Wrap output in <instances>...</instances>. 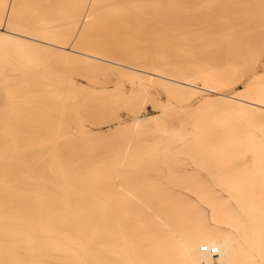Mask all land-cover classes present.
Segmentation results:
<instances>
[{"label": "bare ground", "instance_id": "6f19581e", "mask_svg": "<svg viewBox=\"0 0 264 264\" xmlns=\"http://www.w3.org/2000/svg\"><path fill=\"white\" fill-rule=\"evenodd\" d=\"M22 1L23 0H0V28L2 27L0 29L2 30L0 31V54H5L2 55V57L10 55L14 51V49L19 48V46L25 47L30 50L32 49L33 52H35L38 51V49L40 51L42 49L49 50L48 47L42 43L45 40L46 43L47 39H49L50 42H53L52 39L53 40L60 39V41L63 39L64 42L66 41V38H68L69 40L70 36L68 37L67 35L64 38L66 32H64V34L63 32H61L62 30L64 31V29L61 28L64 25V23H61L62 25L60 26V29H62L60 31L62 33L61 37L63 35L62 39L59 37L60 32L58 33V31H56L55 28L56 26H58V24L55 25L54 23L55 22L60 23L64 20L69 21L68 19L72 18L74 14L77 15V11L80 8L86 10L85 3L86 1L88 2L89 0H76V1L71 0L70 2L65 0L64 1L37 0L39 2L38 4L39 6L36 4L38 3L37 1L34 3L31 2L32 6L36 5L38 9L40 7L39 11H41V13H39L40 14L39 17L38 16L36 17L37 10H35L36 8H34V6L33 7L30 6V4L25 5L27 6V7L24 6L25 9L28 8V5L31 7V11L32 9H34V12L31 13L35 14L34 16L35 18L32 17L33 16L32 14L30 17H32L34 20L37 19L36 23L40 25V27H43L42 29L39 26H37V24L33 19L31 20L30 18V20L28 19L29 21L26 20L25 17L27 18V15L23 17L25 15L23 14L24 10H21L19 4L24 5V2L26 0H24L23 2ZM125 1L127 0H124L123 2ZM133 1L131 3L132 4L134 3L133 4L134 7L136 6L135 4L138 3L136 7L137 9H139L140 6L142 7L148 6L145 4L148 0H140L139 2L138 0L136 1L133 0ZM162 1L164 0H160L161 3H163ZM170 1L171 0H165L164 3L165 4L166 2L167 4L171 3L172 5L171 4L170 5L172 7L179 0L177 2L176 1L173 2L174 0L171 2ZM189 1L190 0H186L185 3L186 2L188 3ZM192 1L193 0H191L190 2L193 7L194 1L193 3ZM197 1L195 0V2L197 3H199L200 1L203 3L204 0L203 1L197 0ZM104 2L106 5L104 4ZM109 2L112 4L111 1ZM118 2H116L115 8L113 5L114 10L117 13L119 12L126 13L125 11L127 10L126 7H130L131 4L129 3L130 1L128 2V6L127 5L125 6L122 0L120 1L122 3L119 2L120 5H118ZM102 3L104 4L103 6L106 9L109 7V10L110 12H112V14L115 13V11L112 10L113 8L110 6L111 4L109 3L110 5H107L106 0H91L90 5L89 6L86 5L88 6L87 10L89 14L87 15V17L88 16L91 17V14L94 15V17L98 13L101 15L100 12H102L101 10L103 9ZM150 3H149L150 7H148L147 9L149 8L151 9V12L150 9L148 10L151 14L148 12L143 13V15L145 14L149 20L148 21L145 17L146 23L149 24V26L150 25L153 26V23L155 24V22H158L159 24L156 23V26L155 25L153 27L150 26L152 28L151 30L148 27V25L145 23V21L142 20V18L144 19L145 15L142 16L140 14V18L142 17L141 18V21H143L142 24L145 23L144 27L146 26L145 28L147 29L149 28L148 34L153 35L152 36L153 38H149L148 36V40L152 39L156 41L157 46L160 43L165 46L163 47V45L160 44L162 46V50L160 45L158 46V48L159 47L160 48L159 49L157 48L160 52L159 56L161 57V55H163L162 52H164L167 49L166 48L167 45H168L167 46L168 49L170 50L169 46H171L172 43L167 44V42L169 41L168 36H170L171 32L175 33L176 32L175 30H177V28H175V25L177 27L179 22H182V20L178 21L176 19V17L180 19L179 15L175 16V14H179L178 11L180 10L177 9L178 10L177 13H175L174 11V13L171 14V15L174 14L173 16H169L168 14H165L167 12L165 11V13L163 12L161 14V15L165 14V16L162 17L159 16L160 15L159 13H161L165 8L168 9L170 6L165 7L163 10L161 8H156L158 10L159 9L161 10V11L159 10L158 12V10H156L153 5H150ZM187 3L186 6L189 5V3L188 5ZM197 3H195V5L199 9L201 7V11L202 8L204 7L203 8L204 10L202 12L204 13L205 16H207V17L204 16L205 20L206 18L207 20H209V18L211 19V16L209 15L212 16L214 15L213 17L216 19L222 15H225L224 16L225 18L223 17L224 19L227 20L229 18L231 20L230 21L228 19L229 23L224 21V24L228 23L231 25L229 26L231 27L230 33L229 32L228 33L229 35L232 34V36H236L237 38L236 40L239 41L237 42L240 44V47L242 46L243 48H247V47L253 48L254 45V51H253L254 54H258L262 49H264V0H205L204 3H206V5H204V3L203 4L202 3L197 4ZM72 5L73 7H71ZM161 5L163 6V4ZM195 5L194 7H196ZM151 6L153 7V9ZM180 6L179 9H181V7L183 8V6L181 7ZM19 8L21 11L19 10ZM77 8L78 10L76 11ZM186 8L185 10L183 9V11L186 12ZM171 10L170 13L173 12ZM127 11L129 12L130 10L128 9ZM138 11L139 12L142 11V8H140V10ZM152 11H154V13H152ZM205 11H208V13L207 12L205 13ZM105 12L107 14H111L107 10H105ZM130 12L128 14H130ZM20 13L23 15H21ZM154 14H156V16ZM197 14L199 15V12L198 13L196 12V15L195 14L194 15L197 16ZM219 14H220L219 17L215 16ZM19 15H21L22 17ZM102 15L100 17H102V21H103L104 19ZM132 15H137V14L133 13ZM99 16L95 18L99 19ZM180 16L182 19L185 15L180 14ZM186 16L190 17V15L188 14ZM186 16H185V20H188V22L185 21L186 23L189 22L191 23L194 20V18L192 20H190V18L187 19ZM75 17H73V19L77 18ZM168 17L169 19L173 17L172 20H174L175 18V21L173 22L175 25L170 22L171 20L168 21L169 20L167 19ZM197 17H196V21H197ZM213 17H212L213 22H216ZM157 18L160 21H154V20H158ZM165 18L167 20H165ZM90 19L92 20V18ZM97 20L96 22H98ZM150 20L152 21V23ZM176 20L178 22H176ZM203 20L204 19H202L201 21ZM133 21L134 20H132V22ZM136 21L138 23L137 27L134 26L137 25ZM162 21H165V23L164 22L162 23ZM25 22L28 23L30 22V26L32 27L29 26L30 27L29 28ZM92 22H90L91 25H93ZM160 22L163 25L164 24L166 25L164 26L160 25ZM205 22L203 21L202 23H204L205 25ZM213 22L211 21L208 23L209 24L211 23V26H214L213 28H215L216 24L212 25ZM118 23L120 24L121 22ZM129 23L131 24L130 26H132L133 24V27H136L134 28L135 30L138 28L136 31H138L140 28H141L140 30H142L143 28V26H139L140 21H138V19H136L135 22L133 23L131 22ZM53 24L55 25V27ZM66 24H70V23H66ZM97 24L99 28L100 25L99 23ZM169 24L172 25L173 27L172 29H174V31L169 30L171 28V26H167ZM183 24L181 23L180 25H183L186 28L187 26H185L184 21ZM189 24H186L189 27V29L187 27L188 30H190V27L192 26V25L190 26ZM194 24L196 25L195 22L193 23V25ZM103 25L104 24H102V26ZM157 25L162 26L161 29L160 28L158 29L159 26L157 27ZM219 25L222 24L219 23ZM36 26L39 27V29H37ZM211 26L209 25L208 29H211L212 28ZM33 27H35L37 31L34 29V32H32ZM164 27L166 28L168 27L169 29L167 28L166 30V28L164 29ZM198 27L200 26H197V28L195 26L196 29H198ZM205 27L207 28V26ZM226 27L225 29H227ZM237 27H240L242 30L239 28L238 30ZM84 28H86V24ZM183 28L180 29L183 31ZM195 28L191 29V33L193 30L196 31ZM219 28L217 29L219 30ZM232 28L238 30V32L234 29L233 31ZM75 29H77V27ZM134 29L133 31H135ZM217 29L215 30L213 29V30L216 31ZM157 30L158 31L160 30L161 33L160 31L158 33ZM162 30H164L166 33H170L169 35H165L168 39L163 36L165 32L163 31L162 33ZM213 30H211V32ZM231 30L234 33L233 32L231 33ZM143 31H147V30L143 29ZM188 32L190 31H187V33ZM208 32L210 33V31ZM68 33L71 35L70 31H68ZM137 33L138 32H136V34ZM156 33L161 34L158 36L163 37L160 38L161 41L164 40L163 42H165V39H167L168 41L166 40V43H162L159 41L158 43L157 42L158 40H155L157 38V35L154 34ZM181 33L179 34L181 35ZM194 33L192 34L194 38L198 37L197 34L201 35V33L199 32L196 33L197 36L194 35ZM145 34L147 35V33ZM57 35L58 37H56ZM174 35L172 34L171 36L174 37ZM180 35L178 36L180 37ZM210 35H213V33L209 34V36ZM178 36L175 39H177ZM185 36L183 37L185 38ZM188 36L191 37L190 40L194 39L191 35ZM183 37H181L182 39L180 38L179 39L188 41L190 43L189 40H186L187 38L184 39ZM199 37H202V35ZM216 37L214 38L215 40ZM172 39L175 40L174 38ZM218 39H220V37H218ZM63 40L61 42H63ZM143 41L145 42L146 40L144 39ZM192 41L191 43L194 42ZM94 42L93 44L92 43L90 44L95 45ZM146 42L150 44V40ZM205 42L206 41H204V43ZM207 42L210 43L212 41H207ZM217 42L218 41H216V43ZM231 42L235 43L233 39ZM78 43H80V41ZM191 43L188 44L186 42L185 44H188L190 46ZM216 43L214 42L212 43V45ZM218 43L221 44L222 41ZM250 43L251 44L253 43V45L251 46ZM90 44H88V46ZM153 45H152L153 49H151L150 47L149 50L151 53L154 50L153 54L158 55ZM243 45H245L246 47H244ZM83 46H87V44ZM230 46L231 45H228L227 48L229 49ZM240 47L238 46L236 47V49ZM242 47L240 48V50L242 49ZM128 48L129 47H127L126 49ZM130 49H133V47ZM168 49L167 51H165L167 54L164 52V54L166 55H163L164 56L163 61H168L169 59L171 60L172 58L174 59L176 57V56L173 57V55L171 54L172 52L169 54ZM234 49L235 48H233V50ZM94 50L96 51L97 49ZM106 50H108V48H106ZM116 50L115 52L113 50L111 51L112 53L110 57L108 55L110 54V52L106 51L108 53L107 54L108 57L111 58L113 56L112 55L113 52L115 53L116 56L117 54L120 55L121 51L120 53H116ZM128 50L125 52V54L128 52ZM89 51L87 53H89ZM234 51L233 53L236 52ZM250 51L252 52V49ZM97 52H101V50ZM106 52L104 53L102 52V53L106 54ZM87 53L85 56H87L88 59L90 58L91 60H93V62H95L94 61L95 56H93V54L91 55L89 53L90 54L89 55ZM151 53H149V55ZM65 54L68 55L67 53ZM70 54L71 53H69V55ZM168 54L171 57L168 56L169 58H167L168 60H166ZM107 55H106V59H107ZM115 55L112 57V59L117 58L115 57ZM12 56H14L13 53L10 55L8 63H11L12 65H10V67L14 68L18 65L17 64L18 62L16 61L17 59H14L15 56L14 58ZM134 56H136L138 59L136 57L135 59ZM134 56L133 58H131V55H128V58L130 57L129 59H131V61L130 60L125 61L128 59L126 55L125 60H121L122 58H119L120 60L118 62L112 59L109 60V62H111L112 64L127 66V67H129V65H133L134 66L133 68L136 70H139L137 67H141L147 70L150 67H152V65L149 64L150 63L149 58H147L149 63L147 62V59H144L145 55H143L144 57L140 59L138 55H134ZM159 56H152L151 61H153L154 57H155V61L153 63H155L156 60L157 62L162 61V59ZM156 57L159 58L156 59ZM77 58H79L78 55ZM142 59H144L146 63H143ZM210 59H215V58L211 57ZM138 60L140 61V63H138L139 62ZM79 61L81 62V59H79ZM83 62H87V61H85L84 59ZM209 62L210 63H206L207 67H211V69L206 68L208 69V71L206 69H203L204 70L203 73H200L202 71L201 69H200L201 71H197L195 69L194 73L196 74L194 73L191 74L192 77L194 75L193 78H188L186 76L184 78L185 74L180 73L182 76L181 77L176 76L175 78H177V80L174 81H178L180 83L187 84L188 86H193V87H196V85H194L196 81H201L203 87L207 88L210 92H215L217 88L224 87L225 84H227L223 82L224 80L223 77L227 79L228 76H227V72L222 71L224 69L221 70L219 68L221 66L217 67L218 64L214 65L212 63L214 67L220 70V71L217 70L214 71L215 68L212 67L213 65H209L213 61H209ZM87 63H89V61ZM104 65L106 66V64ZM100 67L102 68V66ZM212 69L213 71L210 73ZM196 71L199 73H197ZM224 73H226V75H224ZM8 74H10V72H6L4 76L8 77L9 76ZM27 76H29L28 80L30 81L29 82L30 84L27 82L29 84L27 85L30 86L27 95L23 94V88L22 87L20 88L19 84L16 85L14 83L13 85L15 87L12 88V84H11L10 91L11 94L14 93L15 96L14 94H12L11 97L9 96L4 97L0 92V99H1L0 100V131L3 130L5 132L7 129L8 131H10L11 128H14L11 129L10 131L11 134L10 133L8 134L12 135L13 133L14 135L16 133L18 135V132L20 130L21 132L25 130L24 133L26 134L23 135V133L20 132L22 135L17 136V139L20 136L23 137L26 136V139L23 137L22 138L20 137L19 139L22 140V144L17 146V148L21 146V148H18L20 151L12 150L13 147L15 148V149L13 148L14 150L17 149L16 145L13 146L14 144L13 143L12 144L13 147L10 149V152L12 150L13 152H19L20 154L23 155L24 152L26 153V151L30 150L31 153H34L36 155L34 156V160L31 159L33 162L35 161V164L30 165L31 162H29V164H26V166L29 165L30 168L28 166H27L28 169L26 167H25L26 169L23 168L25 171L21 170L23 166L17 165L19 168H16L17 166L15 165V163L17 164V161L15 159L17 157L13 159V162L10 161L12 162L11 164L14 165V166L12 165V167H14V169L15 168L18 169L17 170L18 172H15L13 171L14 169L12 167L11 168L13 170L9 169L10 167L8 168V170L11 171L10 174L15 176L12 179L17 180V183L16 182L14 183L12 181L10 182L8 180L10 179V177H12V176L10 177L6 176L7 175L6 173L10 175L9 171L6 170L7 172L4 173L3 170L2 171L0 170V173L3 172L4 174H6V175L3 174L4 175L3 176L1 175L2 174L1 173L0 176H2V178L0 177V179L3 178L5 179L6 177L7 178L5 179L6 182L9 181L11 183V184L6 183V185H9L10 187L9 189H7L8 187L4 185L5 182L3 180L0 182V186L3 184V187H1L0 190V197L2 196L1 194L5 192L6 195H8L7 194L8 190L13 189V186L15 184H18V180L21 181L23 179L22 182L24 181L22 185L20 184L21 182L19 181L20 182L19 185L14 186L13 191L15 190V187L16 190H18L17 192H15V194L17 193V198L10 199L11 197L10 195H9L10 197L8 196L7 198L6 195L4 194L3 196L5 198H0V264H211L209 260L207 261L201 260L200 255L198 253V245L201 243L202 237H206V236L207 238H209V240H212L213 242L216 243L217 247L214 248L215 251L214 253L212 252V254H216V251L219 252L218 255L220 257V264H264V142L262 141L264 139L261 140L262 138L261 136L264 137V132H262L264 131V115H262L263 117L258 116L260 117L259 119L257 117L256 119L255 116H253L255 118L256 128L258 129L259 127L260 128L259 131L263 134L260 136L261 138L258 136V138H260L259 139L260 144L256 143L251 145V144L242 143L246 141L248 137H250L251 141L252 139L253 141L257 140L256 137L257 134L256 136L252 135L255 134L254 130L250 136L249 135L246 136L245 132L240 133L238 132V130L236 131V129L233 128L229 129L230 131H227L225 129H221L217 127L214 128L209 127L207 129L200 130L193 136H189L188 131L184 132L185 136L181 135L182 133L177 134V135H181L179 137L181 138L183 137L182 139L184 140L186 139V141L190 140L191 137L192 138L197 137L200 141L203 140L201 141V143L203 142L202 145L199 144L201 147H203L202 149H205L206 143L208 144L206 146V149L203 150V152H201L202 151L201 147L199 148L198 146H196V148L192 147L195 148L193 149V151L191 150L192 154L190 155L193 160L192 161L190 159V161L191 163L192 162L193 163L192 164L188 163L189 164L188 166L191 165L192 167H188L187 165H185L186 162H190L186 160L184 161L185 163L182 162V164H180V166L183 167L179 168L180 166L178 164L181 162V160L179 161V163L178 161L175 160L177 164L175 161H173V163L175 162L173 164L170 161L171 159L174 160V158H168L167 156L164 157L163 155H161L162 153H160V151L157 148L147 147L148 149H146V147L143 148L142 146H138V148L134 150V152L132 153V156L122 159V157H125L127 155L129 150L128 148H130L128 146L125 147V149H123L120 152L121 155L118 160H115L113 162L112 161L107 162L101 169L95 168V165L94 166L88 165L90 167L88 166L80 167L76 161L72 160L73 157L71 156L72 153L70 154V156L69 154L66 153L68 150H74L75 152L78 151L75 149H77V147L79 146L76 145L77 142H75L76 144H74L77 147L72 144L73 143L72 139L74 138H72L73 137L72 135L70 137V135L67 134L69 130H67L64 127V124H66V121H64V119L66 118L65 120H67V124L69 120L67 119L68 116L66 117L64 115H68L70 107L72 106L70 104L71 103L70 101H73L71 100L72 98L71 95H74L73 94L74 90L72 89L73 86L70 84V82H68L71 81L72 79L66 82H65V80H67L66 78L63 81L62 79L60 81L56 79L53 80L54 81L53 83H44L42 79L44 78L42 77L43 75H38L35 73L30 75L28 74ZM134 77L138 78L139 76L134 75ZM221 77H222L221 79L222 81H220ZM14 79L15 77L12 79L13 82ZM69 85H71L72 90L68 88L70 87ZM171 85L170 86L168 85L169 89L170 87H172L169 91L175 92L176 94H180V95L182 93L186 95L193 94L197 91L188 87L179 86L172 83ZM70 91H72V94L70 93ZM242 97L243 95L240 98H235L236 99L235 101H227V102L222 101L221 112L223 114H230V113L254 114L255 113L257 115L259 114L261 115L262 113H264L262 112L264 111V82H256L253 89L249 93H247L243 98ZM22 100L24 101L28 100V101L27 102L25 101L22 104L21 103ZM25 103L26 104L29 103L28 106H26ZM68 104L71 106L68 107ZM51 105L53 108L51 107ZM73 105L75 106V104ZM47 107H49L47 110L48 112L45 114L46 111L44 110ZM27 110L30 111L27 112L28 115L26 114ZM256 112H258L259 114ZM29 113H30V117L26 118L25 116H29ZM48 114H50V116L52 115L49 118V120H47ZM36 115L38 116V118H35ZM69 115L71 117V114ZM62 116L65 118H63ZM61 117L65 123L62 122ZM141 122L142 121L139 120L135 123V125H139ZM65 126L67 127V125ZM69 126H71V124ZM15 127H18L17 128L18 131L15 130ZM2 133L3 132H1L0 134V139L3 141L2 142L0 140L1 152H3V150L6 149V148L2 149L3 148L2 145H4L7 142V139L12 138V137L8 138V136L10 135L6 134L7 133L6 132L4 133L5 134L4 137L5 142H4L2 138L3 136ZM31 133L32 134L37 133L35 136L36 139L33 137L34 135L33 136L31 135ZM37 136H40L39 142H36L38 141ZM201 137H203V139ZM15 138L16 137H14L13 139ZM29 138L33 142H30ZM65 138L69 139V142H66L67 145H65L66 143L62 142L63 139L65 140ZM23 140L25 145H23ZM204 140L205 141L207 140V142H205ZM16 143L18 144L19 142L17 141ZM10 146L8 147L10 148ZM23 146L24 147L27 146V149L25 148L24 150V148H22ZM66 147L69 149H67ZM65 148L67 149V151ZM192 148L190 147L189 150ZM197 148L199 151L197 150ZM39 149H43V151H40ZM6 150L9 152L8 149ZM34 150H39V151H37V153L32 152ZM7 151L5 154L4 151L0 155L2 156L3 154L6 155L8 153ZM40 152L43 154H41ZM38 153L40 154V157H38L39 156ZM75 154L77 155V153ZM31 157H33L32 154ZM160 159L163 165L165 163V166H167V167L164 166L163 167L164 169H162L163 166L162 163L159 164V162H161ZM25 160L27 161L30 159H25ZM18 161L20 162V160ZM153 162L155 163V165L156 162L158 163L159 169L158 168L156 169L157 166L154 167ZM6 163L10 164L8 162ZM20 163L22 164V161ZM108 163L110 164L108 165ZM201 166L205 169H203ZM149 167L151 169L153 168V170H151ZM200 167L202 171L200 170ZM165 168H167V170L165 173H163L165 171ZM26 170L28 172H26ZM157 170L159 171L157 172ZM199 170L201 172L206 170L204 174L208 175L206 178L208 182L207 180L204 179L206 175L205 176L201 175L200 180L204 179L203 181H206L207 183L205 182L202 184L203 181L202 182L198 181V184H194V182L197 181L198 177H200V174H202L200 173ZM30 171L31 174L33 173L32 174L33 177L31 175H29V177L31 176L30 178L25 177V174L26 176H28L27 174H30ZM153 171H156V173H154ZM97 172L102 173L103 175L101 174V176L103 177L101 178V176H99L100 174H98L96 177L95 173ZM197 174L199 176L196 179L194 178L195 181H192L193 180L192 177L197 176ZM16 175L17 176L20 175V176L16 178ZM211 177L214 178V180H212ZM26 178L27 180H24ZM31 178H33L34 180ZM97 178H99L101 181L98 180ZM191 178H192L191 181L193 183L188 182ZM29 179L32 180L33 182L30 181ZM184 180H186V182ZM209 180L210 181L212 180L214 182L209 183L210 182ZM28 181H30L32 184H30ZM25 182H28L26 184L27 188H29L28 184L33 186L32 187L29 185L30 186L29 189L33 190V191L29 190L33 192V193L30 192L32 194V195L30 194L32 196L31 199L30 198L27 199V196H29V194L28 195L24 194L26 196L25 199L24 197L21 198L23 193L22 195H19L20 197H18V192L20 191V189H22L21 187H23L21 191L27 190L24 189L26 188L24 187L25 185H23L25 184ZM182 182L183 183L188 182L189 184L188 183L187 184L189 186H187L186 184H184L183 187L182 185H178L180 183L183 184ZM117 184H119V186L121 187L118 193L116 191ZM10 192L14 193L12 192V190H10L8 193ZM15 194L14 196L13 194H11L12 197H15L16 196ZM96 195L98 198L96 197Z\"/></svg>", "mask_w": 264, "mask_h": 264}, {"label": "rangeland", "instance_id": "374dc122", "mask_svg": "<svg viewBox=\"0 0 264 264\" xmlns=\"http://www.w3.org/2000/svg\"><path fill=\"white\" fill-rule=\"evenodd\" d=\"M36 1L37 0H26L24 2V5L19 4V7H21V10H24L23 14H25V15L23 17H25L27 15V18L25 17L26 20H28V19L30 20V18L32 20L33 19L32 17L35 16L34 13H31V12H34V9H32V11H31V7L30 6H32L31 4L36 2ZM65 1H69L70 2L71 0H65ZM90 1L91 0H89L88 2L86 1V3H85L86 10L83 9V8L82 9L80 8L81 10L80 9L78 10V8H77L76 11L77 10L79 11V12L77 11V15L74 14V16H72V18L68 19L69 21H67V20L65 21L64 20L66 23H70V24H66L64 21H62L60 23L55 22L54 23L55 25L58 24V26H56V27L53 24L54 27L56 28V31H58V33L62 29H64V31L62 30L61 32H63V34H64V32H66V34L64 35V38L68 35V37L70 36L69 40H68V38H66V41L64 42V40L62 39L63 35L61 37L62 33L60 32L59 33V35H60L59 37L63 40V42H61L62 40L60 41V39L59 40H56V39L53 40L52 39L53 42H50V40L47 39L48 43L47 42L45 43L46 40L44 42H42L43 44H45L48 47L49 50H47V49L43 50L42 49L40 51L38 49V51L33 52L32 49L30 50V49H27L25 47H20L19 46V48L14 49V51L12 50L13 51L12 53L14 54L15 58H14V56H12V57L14 59H17L16 61L18 62L17 63L18 65L16 67H14V68L10 67V65H12L11 63H8L9 57H10V55L12 53L10 55H8V56H5V57H2V55H5V54H0V92L2 93V95L4 97L5 96L11 97L12 94H14V93L11 94V91H10L11 90V87H10L11 84H12V88L15 87L13 85V83L16 84V85L19 84L20 85L19 87L23 88V94L27 95L28 91L30 89V86H28L30 84L29 83L30 81L28 80L29 76H27L28 74L30 75V74H35L36 73L38 75H43L42 77H44V78H42V79H43L44 83H53L54 82L53 80H56V79H58L59 81L62 79V81H63L66 78L67 80H65V82L72 79L71 81H68V82H70V84L73 86L72 89L74 91L75 90L76 91L75 92L73 91L74 95H71L72 96L71 100H73V101H70L71 102L70 104L72 106L68 104V107L71 106L70 110L68 109L69 113H68V115H64L66 117L67 116L70 117L69 114H71L70 118L67 117V119H69L68 120V124H67V120H65L66 118L63 117V116L62 117L65 118L64 121H66V124H64V127L67 130H69V132L68 133L66 132V133L68 135H70V137L72 135L73 136L72 138H74V139L71 138L73 140V143L72 142L71 143L74 145V144H76L75 142H77L76 145H79L80 149H79V146L77 147L76 145H74V146L77 147V149H75V150H78V151H76V152L74 150H68L67 151V149H69L67 147H66L67 149L65 148L67 152L65 150L64 151L67 154H69V156L72 153L71 156L74 157V158L72 157V160L76 161L80 167H85V166H88V165H93V166L95 165V168L101 169L107 162H109V161L113 162L115 160H118L120 155H121L120 152L123 149H125V147H127V146L130 147V148H128L129 150H128L127 155L125 157H122V159H125V158H128V157L132 156V153L134 152V150H136L138 148V146H142L143 148L146 147V149H148L150 147L151 148L155 147V148H157L160 151V153H162L161 155H163L164 157L167 156L168 158H174V160L171 159V161L168 159L171 163H173V161H175V160L178 161V163H179V161L181 160V162L178 164L180 166V164H182V162H184L186 160L190 161V159L192 160V157L190 155L192 154L193 149H195L196 146H198V148L201 147L200 145H202V143H203V142L201 143V141H203V140L200 141L197 137H193V138L191 137L190 140L186 141V139L184 140V139H182L183 137L181 138L179 136H181V135L185 136V134H184L185 131L189 132V136H193L198 131L203 130V129H207L209 127L210 128L211 127L212 128L217 127V128L225 129L227 131H230L229 129L233 128V129H236V131L238 130V132H240V133H244L245 132L246 136L247 135L250 136L253 133V130H254L255 134H252V135L256 136V134H257V136H256L257 140L254 139L255 141H253V139H252V141H251L250 137H248V139L246 141L242 142L243 144H251L252 145V144L259 143L260 142L259 139L261 137H262L261 140L264 139V137L261 136L263 134L259 131L260 128L259 127H258V129L256 128V122H255V118L257 117L259 119L260 117H258V116H262V115H264V113H262L260 115L259 114L260 111H259V113L256 112V113L259 114V115H257L255 113L254 114H241V113H238V114H236V113L223 114L221 112V109H222V107H221L222 104L221 103H222V101L223 102L235 101L236 100L235 98H240L242 95L244 97L247 93H249L253 89V87L255 86L256 82H264V49H262L260 51V53L254 54L253 53L254 45H253V43L252 44L250 43L251 46L253 45V48L252 47L243 48L241 46L242 49L240 50L241 47H240V44L238 43L239 41L236 40L237 39L236 36H232V34L229 35L230 28H231V27H229L231 25L228 24L229 23L228 22L229 18L226 20V19H224L225 15L220 16V14H219V15H215V16H218V17L220 16L217 19L213 17L214 15L213 16L209 15V16H211V19L213 17L216 22H213V19L211 20L210 18H209V20H207V18L205 20V18H204L205 15L202 12L204 10L203 9L204 7L202 8V11H201V7L199 5L198 6L200 7V9L197 8V6L195 5V3L198 2L197 0H196L197 2H195V0H193L194 1V5L196 6V7H194V5H193L194 8L191 5V2H190L191 0L189 1L190 3L188 2L189 5L186 2L189 7L191 6L190 8L188 6H186V3H185L186 0H184V1L183 0H179V1L178 0H174V1L171 0L173 2H175V1L177 2L178 1L172 7H171V5H172L171 3L167 4V2H169V1L166 2V4H167L166 5L164 3L165 0L162 1L163 3H161L160 0H158V1L157 0L156 1L155 0H148L147 2L145 1L146 2L145 4L148 5V6L145 7L144 4H143L144 7L140 6L139 9L136 8L137 5H138L137 2H135L137 4H135L136 6L134 7L133 6L134 3L133 4L131 3L133 0H129L130 2L127 0L129 3H131L130 7H126L127 10L129 9L131 11V12L129 11L130 14H128L129 12L127 10H125L126 13H123L122 11H121L122 13H120V12L117 13L114 10V8L116 7V2H118L119 0H116V1L106 0L107 5L111 4L109 1L112 2V4L110 6L113 8V5H114V8L112 10H114L115 13L112 14V12H110V10H109V7L106 9L103 6L105 4V2H104V4L102 3L103 9L101 10L102 12H100L101 15L103 14L102 16H103L104 20L102 21V17H100L101 15L99 13L98 14L100 16L98 14H96V16H95V17L99 16V19L95 18L94 15H92V14H91V17L90 16L87 17V15H89L87 7L90 5ZM123 1L124 0H122V2ZM127 1L123 2V4L125 6L126 5L128 6V2ZM139 1L140 0H138V2ZM153 1L156 2V3H154ZM193 1H192V3H193ZM204 1H203V3H204ZM119 2H118V5H120V3H122V2H120V3ZM150 2H153V3H150ZM182 2L185 3V4H183ZM149 3H150V5H153L155 9L156 8H161L163 10L165 7H168V6H170L168 9L171 10V8H172L171 11H173V12H171V13H170V10H168L167 8H165L161 13H159L160 14L159 16H162V17H164L165 14H168L169 16H173L174 14L173 15H171V14L174 13V11H175V13H177V11L180 10V11H178L179 14H175V16L179 15V17H180V19H178L176 17V19L178 21L182 20V22H179V24L176 23V24H178L177 27L173 23L175 21V18H174V20H172L173 17L170 18V19H169V17L167 18V19H169L168 21L171 20L170 22L175 25V28H177V30H175L176 32L173 33L171 31H168V32H171V34H170V33H166L164 30H162V33H163V31L165 32V34L163 35L164 37H166L165 35H169L170 34V36H168L169 39L166 37L169 41L167 39H165V42H163L164 40H162V41L160 40V38H163L162 36H158V35H161V34H158L160 30L159 31L157 30L158 33L154 34V35H157L158 39L157 38L156 39L154 38V39L158 40L157 41L158 43H159V41L162 42V43H166V40L168 41L167 44L168 43L169 44L172 43L171 46H169L170 50L167 47L168 45L166 46V48L169 50V54L172 52L171 54L173 55V57L176 56L174 59L172 58L171 60L170 59L168 60L167 58H169L168 56H170L168 54L167 57L165 56L166 60H168V61H163V59H164L163 55L167 54L165 52V51H167V49L164 51L166 54H164V52L161 51L163 53V55H161V57H160L159 56L160 52L158 50L160 47L158 48V46L161 43L157 46L156 41H154L152 39H149L150 40V44H148L146 42V41H149L148 40V36H149V38H153L152 37L153 35H149L148 34L149 33V31H148L149 28L152 30L151 27H153L154 25L156 26V23H158V22H155V24L153 23V26L150 25L151 27L149 26V24L146 23V19L148 20V18L146 17L145 14H144L145 15L144 16L143 13L144 12H148V13L151 12L150 8H149L150 12L148 11L149 9H147L148 7H150ZM199 3H202V2L200 1ZM199 3H197V4H199ZM27 4H30V6L28 5V8L25 9V7H27L25 5H27ZM36 4L38 5L39 2L36 3ZM161 4H163V6ZM86 5H88V6H86ZM118 5H117V8H118ZM139 5H140V3H139ZM178 5L179 6L180 5L183 6V8L180 6L181 9H179ZM204 5H206V3H204ZM33 6H34V8H36L35 10H37V12L35 11L38 14V15L36 14V17L37 16L39 17V15H40L39 13H41V11H39L40 7L38 9L36 5H33ZM40 6H41V4H40ZM23 7H24V9H23ZM71 7H73V5ZM111 7H110V9H111ZM186 7H188V8H186ZM140 8H142V11H140L141 13L138 11V10H140ZM175 8H176V10H175ZM185 8H186V12L183 11V9L185 10ZM152 9H153V7H152ZM19 10H20V8H19ZM105 10H107L111 14H107L105 12ZM156 10H158V9H156ZM159 10H158V12H159ZM193 10H194V12H193ZM165 11H167V12L165 13ZM181 11H183V12H181ZM188 11H191L192 13L188 12ZM138 12H139V14H138ZM155 12H157V11H155ZM163 12L165 14L161 15ZM196 12L197 13L199 12V15L197 14L198 17L195 16ZM206 12L208 13V11H205V13ZM133 13H135L137 15H132ZM152 13H154V11H152ZM23 14H21V15H23ZM31 14L33 15L32 17H30ZM140 14L142 16H144V19L142 17L141 18L148 25V27H149L148 29L145 28L146 26L144 27L145 23L142 24L143 21H141ZM156 14H154V15L156 16ZM180 14L181 15H185V16L187 14L190 15V17L186 16V18L187 19L190 18V20H192L194 18V20L192 22L193 23L195 22L196 25L195 24L193 25L192 22L191 23L189 22L190 24L186 23L185 21L188 22V20H185V16L184 17L182 16L183 18L181 19ZM192 14H193V16H192ZM209 14H211V13H209ZM21 15H19V16H21ZM28 15H29V18H28ZM73 17H75L76 19H73ZM119 17H122V18H119ZM145 17H146V19H145ZM196 17H197V21H196ZM205 17H207V16H205ZM226 17H227V15H226ZM90 18H92V20ZM136 19H138V21H140L141 25L139 24V26H143L142 30H140L141 29L140 27H139L140 29L138 31H136L138 28L136 30L134 29V28H136L138 26L137 21H136L137 25H134L136 27H133V24H132V26H130L131 24L129 22L133 23V22H135ZM167 19L165 18V20H167ZM202 19H204L203 20L204 22L206 21L205 25H204V23H202L203 22V21H201ZM26 20H24V21H26ZM36 20L37 19L34 20L35 23H36ZM86 20L88 21V23L90 25L87 23ZM96 20L98 22H96ZM132 20H134V21L132 22ZM177 20H176V22H178ZM34 21H33V23H34ZM101 21H102V23H101ZM154 21H160V20L158 19V20H154ZM183 21L185 23V26L188 27V25H186V24H189L190 26L192 25L193 27L191 26L190 30H188L189 27L187 29V27L185 28L183 26L184 25ZM211 21L213 22L212 25L216 24L215 28H213L214 26H211V23L210 24L208 23V22H211ZM224 21L228 22V23L224 24ZM90 22H92L93 25H91ZM111 22L114 25H112ZM118 22H121L122 24L121 23L119 24ZM163 22L165 23V21H162V23ZM25 23H26V25H28V27L30 26V22L29 23L25 22ZM61 23H64V25H65V26L63 25L61 27L62 29H60V26L62 25ZM97 23H99V25H100L99 28H98V24ZM107 23H109V24H107ZM151 23H152V21H151ZM162 23L160 22V25H163ZM181 23L183 25H180ZM217 23H218V25H219V23L222 24V25L218 26ZM85 24H86V28H84ZM102 24H104V25L102 26ZM125 24H127V25H125ZM170 24L167 25V26H171V28L170 29L168 27L167 28L169 30H173L174 31V29H172L173 28L172 25H170ZM199 24H201L202 26L199 25ZM66 25H67V27H66ZM164 25H166V24H164ZM209 25L212 27L211 29H208ZM37 26L40 27V25H38V24H37ZM88 26H89V28H88ZM124 26H126V27H124ZM158 26L159 25H157V27ZM180 26H182V27H180ZM195 26H196V28H197V26H200V27H198V29H196ZM205 26H207V28ZM30 27H32V26H30ZM39 27H37V29H39ZM76 27H77V29H75ZM132 27H133V29L136 32H138L137 34H136L135 31H133ZM157 27H156V29H157ZM161 27L162 26H159L158 29L159 28L161 29ZM225 27L227 29L229 27L228 31H227V29H225ZM40 28L42 29L43 27H40ZM165 28L166 27H164V29ZM167 28H166V30H167ZM180 28H183V31ZM192 28L193 29L195 28L196 31L193 30L192 33H191V29ZM217 28H219V30ZM238 28L241 29L240 27H237V29ZM32 29H33V31L31 29L30 30L32 32H34L35 27H33ZM143 29H146L148 32L147 31H143ZM213 29L214 30L217 29L218 31L217 30L214 31ZM233 29L234 28H232V30ZM151 30H150V32H151ZM211 30H213V31L211 32ZM232 30H231V33L234 30H236V29H234L233 31ZM238 30H236V31L238 32ZM0 31H2V30H0ZM68 31L71 32V35L68 33ZM141 31H143V32H141ZM154 31H156V30H154ZM187 31H190V32L187 33ZM208 31H210V33ZM178 32L179 33L182 32L181 35ZM184 32H185V34H184ZM197 32L201 33L202 37H199L201 35L197 34L198 37L194 38L192 34L194 33V35H196ZM214 32L215 33L217 32L218 35H217V33L215 34ZM58 33H56V34H58ZM145 33H147V35ZM160 33H161V31H160ZM211 33H213V35H210L211 36L210 37L209 34H211ZM226 33H227V35H226ZM172 34L173 35L175 34L174 37L171 36ZM82 35H83L84 38L82 37ZM178 35H180V37ZM188 35H191L194 38V39H192L194 42L192 40H190L191 37L188 36ZM228 35H229V37H228ZM177 36H178V38L175 39ZM183 36H185V38ZM223 36L226 37V38H224ZM56 37H58V35ZM171 37L174 38L175 40H173ZM181 37H183L184 39L187 38L186 40H189L190 43L192 41L193 43H191V45L189 46L188 44H190V43L188 41H185V40H180V39H182ZM215 37H216V40L214 39ZM218 37H220V39H218ZM70 38H71V40H70ZM144 39L146 40L145 42L143 41ZM170 39H172V40H170ZM213 39H214V41H213ZM232 39H233V41H235V43L231 42ZM88 40H89V42H88ZM223 40H226V41H223ZM79 41H80V43H78ZM173 41H175V42H173ZM182 41H184V42H182ZM204 41H206L205 43H207V44H205ZM207 41H212V42H210L211 43L210 44ZM216 41H218V42L222 41V43L220 44V43L217 42L219 44L218 45L216 43ZM93 42L95 43V45H92ZM186 42L188 44H185ZM214 42L217 45L216 44L212 45V43H214ZM229 42H231L232 44L229 43ZM49 43H52V44H49ZM73 43H75V44H73ZM90 43H92V44H90ZM151 43H153L154 45L151 44ZM202 43H204V44H202ZM85 44H87V46H88V44H90V45L88 47L87 46H83ZM233 44H234V46H233ZM152 45L154 46V48L157 51L158 55H156V54L154 55L153 54L154 50L152 51V53L150 52L149 48L151 47V49H153ZM161 45H163V44H161ZM228 45H231L232 47L230 46L229 49H228L227 48ZM238 46L240 48L236 49V47H238ZM243 46L246 47L245 45H243ZM127 47H129L128 49L130 50V53H129V50L126 49ZM132 47H133V49H130ZM163 47H165V46L163 45ZM83 48H85V49H83ZM106 48H108V50H106ZM225 48H227L228 50L225 49ZM233 48H235L234 50L236 52L233 50ZM249 48L252 49V52L250 51L251 49H249ZM94 49H97V50L95 51ZM116 49L118 50V52H117ZM171 49H173V50H171ZM184 49H186V50H184ZM92 50H94V51H92ZM100 50H101V52H97V51H100ZM112 50L114 52L116 50V53H120V51H121L120 55L117 54V56H116L114 52L112 54L113 56L115 55V57H117L118 59L117 58H115V59L113 58L112 59L113 56L111 58H109L111 56V53H112L111 51ZM127 50H128V52L125 54V52ZM161 50H162V46H161ZM242 50L243 51L245 50L244 51L245 53ZM88 51H89V53L91 55L93 54V56H95V58H94L95 62H93V60H91L90 58L88 59L87 56H85ZM106 51L110 52V54H108ZM233 51L235 53H233ZM247 51H248V53H247ZM64 52L67 53L68 55H66ZM102 52L103 53L106 52V54H103ZM193 52L197 53V54H194ZM227 52H230V53H227ZM62 53H64V54H62ZM69 53H71V54L69 55ZM89 53H87V54H89ZM149 53H151L150 54L151 56L149 55ZM174 53H176V54H174ZM107 54L109 55V57H108ZM77 55H78L79 58H77ZM106 55H107V59H106ZM118 55H119V57H118ZM124 55L125 56L127 55V58H128V55H131V58H133L134 55H138L139 59L143 58L144 57L143 55H145L144 59L149 58L150 63H149L148 59H147V62L149 64H151L152 67H150L148 70L144 69V68H141V67H137L139 70H136V69L133 68L134 67L133 65H129V67H127V66H120V65L112 64L111 62H109V60H111V59L114 60V61H117V62L120 60L119 58H122L121 60H125L126 58H125ZM140 55H141V57H140ZM66 56H67V58H66ZM83 56H84V58H83ZM152 56H159L162 59V61L157 62V60H156V62L153 63L155 61V57H154L153 61H151V57ZM208 56H211L212 58H215V59H210L211 57H208ZM135 57L136 56H134V58ZM159 57H156V59L159 58ZM75 58H77V59H75ZM129 58L127 60H125V61H128V60L131 61V59H129ZM79 59H81V62H83L84 59H85V61H87V62L89 61V63H87V62L81 63L79 61ZM101 59H103V60H101ZM144 59H142V62L146 63ZM161 59H158V60H161ZM90 60H91V62H90ZM207 60L213 61L209 65H213V64L217 65L218 64L217 67L221 66L219 68L221 70L224 69L222 71L227 72V76H228V77L226 76L227 79L225 77H223L224 78L223 82L227 83V84H225L224 87H219V88L216 89L215 92H210L207 88L203 87V84H202L201 81H196L195 84H194L198 88L193 87V86H188L187 84H183V83H180L178 81H174V80H177V78H175L176 76H178V77L182 76L180 73L185 74L184 78H185V76L188 77V78H193L194 75L192 77L191 74L194 73L195 69L197 71H201L202 70L200 73H203V71H204L203 69H206V68H208V69L210 68L211 69V67H207L206 63H210ZM99 61H101L102 63L99 62ZM138 61H136V62H138ZM77 62H78V64H77ZM79 63H81V64H79ZM138 63H140V61ZM104 64H106V66ZM94 65H95V67H94ZM214 65L212 67H214ZM100 66H102V68ZM214 68H213L214 71L215 70L220 71V70H218V68H216V67H214ZM208 69H206V70L208 71ZM213 69L211 71L209 70L210 73L213 71ZM6 72H10V74H8L9 75L8 77L4 76V74H6ZM197 73H199V72H197ZM194 74H196V73H194ZM134 75L135 76H139V77L136 78V77H134ZM224 75H226V73H224ZM14 77H15V79H14V82H13L12 79ZM221 79H222V77L220 78V81H222ZM165 83H167L169 86L172 83V84H176V85H179V86L188 87V88H191V89H194V90H197V91L195 93H193V94L186 95V94L182 93L180 95V94H176L175 92L169 91L172 87H170V89H169L168 85L165 84ZM71 85H69L70 87H68L70 90H72L71 89ZM70 93L72 94V91H70ZM75 95H76V97H75ZM14 96H15V94H14ZM25 99H27V98H25ZM22 101H21V103L23 104L26 100L25 101L22 100ZM72 102H73V104H75V106L72 104ZM28 104H26V106H28ZM51 107H52V105H51ZM48 108L49 107H47L44 110V111H46L45 114L48 112L47 111ZM72 108H74L75 110L72 109ZM27 112H30V111L27 110L26 114H27ZM262 112H264V111H262ZM73 115H74V117H73ZM48 116H47L48 119L46 118L47 120H49V118L51 117L50 114H48ZM253 116H255V118ZM25 117L26 118L30 117V113H29V116H25ZM62 117H61V120H62V122H64ZM35 118H38V116L36 115ZM139 120H141L142 122L139 125H135V123L137 121H139ZM70 124H71V126H69ZM65 125H67V127ZM257 126H258V124H257ZM17 128L18 127H15L16 131H18ZM11 129H14V128H11ZM11 129H10V131H11ZM10 131H8V129L5 132L3 130L0 131V134H1V132H3L2 133L3 140H4V137H5L4 133L7 132L6 134H8V133H10ZM14 131H12V132H14ZM24 131L25 130H23V132H21V130H20L18 132V135H22L21 133H23V135H26L24 133ZM261 131H262V129H261ZM262 132H264V131H262ZM69 133H71V134H69ZM179 133H182V134L181 135H177ZM10 134H8V135H10ZM36 134H32L31 133L32 136L34 135L33 136L34 138H35ZM8 135H6V136H8ZM12 135H13V133H12ZM12 135L8 136V138L9 137H12V138L7 139V142H6L7 144L3 143L5 146L2 145V147H3L2 149L6 148V149L9 150V152H10V149L13 146L16 145V148H17V146L22 144V140H19V139H20V137L22 138L23 136H20L17 139L18 135L16 133L14 134L15 136L14 135L12 136ZM258 136L259 137L261 136V137L258 138ZM14 137H16V138L13 139ZM39 137L40 136H37V140L38 141L35 140L36 142L40 141ZM23 138L26 139V136L23 137ZM201 138L203 139V137H201ZM12 139H13V142H12ZM29 140H30V142H33V141H31L30 138H29ZM17 141L19 143L20 142L21 143L17 144L16 143ZM262 141L264 142V140H262ZM4 142H5V140H4ZM62 142L63 143L69 142V139L65 138V140L63 139ZM205 142H207V140ZM12 144H13V146H12ZM23 145H25L24 144V140H23ZM65 145H67V143ZM68 145H69V143H68ZM205 145L207 146L208 144L206 143ZM8 146H10V148ZM206 146H205V149H206ZM190 147L191 148L195 147V148H192V149L189 150ZM13 148H12L13 151H20L18 148H21V146L18 147L16 150H14L15 148L14 149ZM22 148H24V150H25V148L27 149V146L26 147L23 146ZM198 148H197V150H198ZM202 148L203 147H201V149ZM0 149H1V147H0ZM6 149L3 150V152L5 151L4 154L7 151ZM173 149L174 150L176 149L175 150L176 152ZM205 149H202L201 152H203V150H205ZM12 150H11L10 153L7 151L8 153L6 155H4V154H3V156L0 155L1 156L0 162L2 163V164L0 163V165H1L0 170L1 171L3 170L4 173L9 171V174H10L11 171L8 170L9 167H10L9 169H11V170L14 169V167H12L13 164H11V163L13 162V159H15L16 157L17 158L15 160L17 161V164L15 163L16 161L14 163H15L16 166L17 165L18 166L19 165L23 166L21 168V170H24L23 168H25V167L27 168V166L30 168L29 165L26 166V164H29V162H31L30 165L35 164V161L33 162L32 160H34V156H36V155L34 153H31L30 150L26 151V153L24 152V154H25V155L23 154L24 156L22 154H20L19 152H13ZM39 150L43 151V149H39ZM39 150H34L32 152H36L37 153V151H39ZM84 150H86V151H84ZM22 151H21V153H22ZM3 152L0 151V154L3 153ZM66 153H65V155H66ZM73 153H74V155H73ZM75 153H77V155ZM31 154H32L33 157H31ZM41 154H43V153H41ZM14 155H16V156H14ZM19 155H20V158H19ZM28 155H29V158H28ZM38 155H39L38 157H40L39 153H38ZM38 157H37V159H38ZM10 159H12V160H10ZM17 159L20 160V162L22 161V164ZM25 159H30V160L32 159V160L31 161L30 160L26 161ZM35 159H36V157H35ZM7 160H9V161H7ZM10 161H12V162H10ZM160 161H161V159H160ZM6 162H8L10 164H7ZM161 163H162V161L159 162V164H161ZM186 163H185V165L188 166L189 165L188 163L192 164L193 162L191 163V161H190V162H186ZM109 164L110 163H108V165ZM176 164H177V162H176ZM5 165H6V167H5ZM150 165H151V163H150ZM153 165H154V167L157 166L156 169L159 167L157 162H156V165H155V163ZM162 165H163V163H162ZM2 166H3V168H2ZM18 166L16 168H19ZM164 166H165V163L162 166V169H164L163 168ZM88 167H90V166H88ZM165 167H167V166H165ZM181 167H183V166H180L179 168H181ZM188 167H192V166L190 165ZM201 167H200V170L202 171ZM4 168H5V170H4ZM15 169L13 171L18 172L17 171L18 169H16V170ZM203 169H205V168H203ZM91 170H92V168H91ZM91 170H89V171H91ZM151 170H153V168ZM166 170H167V168H165V171L163 170L164 171L163 173H165ZM13 171H12V173H13ZM158 171L159 170H157V172ZM201 171H200V173H202V174L198 173V174H200V177H198L199 176L198 174H197V176H195L196 175V173H195V175H194L195 177H192L193 180L191 178L188 182L189 183L190 182L193 183L192 181H195L194 178L196 179L197 177H198L199 180L197 179V181H195L197 183L194 182V184H198V181L202 182L204 179L207 180L206 178H207L208 175L204 174L206 172V170L203 171V172H201ZM3 172H1L2 174L1 173L0 174L3 175L4 174ZM26 172H28V171L26 170ZM153 172L156 173V171H153ZM6 174H4V175L9 176V177L12 176V177H10L11 180L8 179L10 182L12 181L14 183L15 182L17 183V180H13L12 179L13 177H15L14 175H12V174L8 175V173H6ZM32 174H31V171H30V174H27L28 176H26V174H25V177H29V175L32 176ZM95 174H96L95 176L97 177L98 174H100L99 176H101L102 173L97 172ZM201 175L202 176L206 175L203 180H200L201 179ZM19 176L20 175H18V176L16 175V178H18ZM0 177L2 178V176H0ZM102 177L103 176H101V178ZM5 179H7V178L5 177ZM5 179L4 178L0 179V182L3 180L5 182V183L2 182V183H4V185H6V183H10L9 181L6 182ZM31 179H33V178H31ZM97 179L100 180L99 178H97ZM211 179L214 180V178H212V177H211ZM22 180L21 181L18 180V184H15V185L18 186L20 182H21L20 184L22 185V183L24 182V181L22 182ZM24 180H27V178L24 179ZM212 180L211 181L209 180L210 181L209 183L214 182ZM30 181H32V180H30ZM30 181H28V182L30 184H32ZM184 181L186 182V180H184ZM28 182H25V184H23V185H25L24 187H26L24 189H27L28 191L27 190L26 191L25 190L21 191L23 189V187L20 186L22 189H20V191L18 192V197H20L19 195H22V193H23L21 198L24 197V199H25V197H26L25 195L29 194V196H27V199L28 198L31 199V197H32L31 193H33L31 191H33V190L29 189L30 186H32L30 184H28L29 188H27L26 184ZM205 182L206 181H203L202 184L205 183ZM207 182H208V180H207ZM14 183H12V184H14ZM187 183H183V184L180 183L178 185H182V187H183V185L186 184L187 186H189L188 185L189 183L188 184ZM199 184H201V183H199ZM186 185H185V187H186ZM6 186L8 187L7 189L10 188L9 185H6ZM14 186H13V189H14ZM1 187H3V184L0 186V190H1ZM13 189H10V190H12V192H14V193H11V192L10 193L13 194V196H14L15 192H17L18 190H16V187H15L14 191H13ZM119 189H121V187L119 186V184H117V188H116L117 193H118ZM10 190H8V192ZM29 190H31V191H29ZM5 191H6V189H5ZM99 191H101V190H99ZM8 192H7L8 195H6V192L3 193L4 195H6L7 198H8L9 195L11 196V197L9 196L10 199L11 198H17V193L15 194L16 195L15 197H12V195L10 193H8ZM3 194H1L2 196L0 198H5L3 196ZM93 196H95V195H93ZM96 197H97V195H96ZM216 247H217L216 243L213 242L212 240H209V238H207V236L206 237H202L201 243L198 245V253L200 255L201 260H203V261L209 260L211 262V264H220V257L218 255L219 252L216 251V254H212V252L215 251L214 248H216ZM203 250H205V251H203Z\"/></svg>", "mask_w": 264, "mask_h": 264}, {"label": "built area", "instance_id": "2783aa9c", "mask_svg": "<svg viewBox=\"0 0 264 264\" xmlns=\"http://www.w3.org/2000/svg\"><path fill=\"white\" fill-rule=\"evenodd\" d=\"M213 253H214V251H213Z\"/></svg>", "mask_w": 264, "mask_h": 264}]
</instances>
